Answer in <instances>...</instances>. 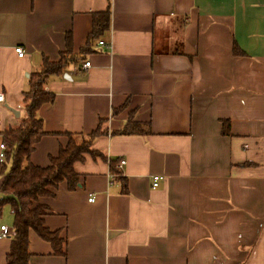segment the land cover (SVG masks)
Instances as JSON below:
<instances>
[{
    "label": "crops",
    "instance_id": "obj_1",
    "mask_svg": "<svg viewBox=\"0 0 264 264\" xmlns=\"http://www.w3.org/2000/svg\"><path fill=\"white\" fill-rule=\"evenodd\" d=\"M68 36L78 60L45 84L31 162L47 167L68 134L98 133L100 155L40 199L63 253L31 231L28 264H264V0H0V145ZM129 122L147 133L117 134Z\"/></svg>",
    "mask_w": 264,
    "mask_h": 264
},
{
    "label": "trees",
    "instance_id": "obj_2",
    "mask_svg": "<svg viewBox=\"0 0 264 264\" xmlns=\"http://www.w3.org/2000/svg\"><path fill=\"white\" fill-rule=\"evenodd\" d=\"M107 12H104V15L107 16ZM76 60L78 57L72 52V38L68 36L67 51L62 54L61 59L58 62L44 59L42 70L30 75L29 90L24 93L27 118L23 125L3 134L4 143L7 145L5 162L9 161L12 165L8 172H5L6 164L0 171V176L4 178L0 186L2 196L0 217L5 206H9L14 218L13 228L16 233L12 240L7 264H28L31 231L50 242L56 254L63 253L64 240L57 232L46 228L44 217L47 207L40 203V199L53 197L55 190L63 182L67 183L70 190L76 189L80 181L79 175L74 170V164L82 161L85 154L100 155L91 147L92 138L98 133H94L89 138L68 134L67 146L61 148L57 157L50 159L47 167L36 166L31 162L35 145L46 134L42 120L38 118V111L43 105L53 103L55 98L53 93L46 90L45 84L50 76L62 74L68 64ZM140 126L139 123L129 122L123 131L117 134L145 135L147 130H143ZM113 171L117 175L121 174L116 172L115 168Z\"/></svg>",
    "mask_w": 264,
    "mask_h": 264
},
{
    "label": "built area",
    "instance_id": "obj_3",
    "mask_svg": "<svg viewBox=\"0 0 264 264\" xmlns=\"http://www.w3.org/2000/svg\"><path fill=\"white\" fill-rule=\"evenodd\" d=\"M100 45H105L104 42H100ZM16 53L18 54L19 57H24L25 51L22 47H16L15 48ZM91 63L89 61L83 63V69H90ZM5 95L3 93H0V103H5ZM6 151H7V145L5 143H2L0 145V161L4 162L6 159ZM125 164L124 161L120 162V167H122ZM160 177L155 176L153 177V186L157 187L159 185ZM90 202H94L95 198L91 197L89 199ZM15 231L5 225L0 226V240L1 239H8V238H13L15 236Z\"/></svg>",
    "mask_w": 264,
    "mask_h": 264
},
{
    "label": "rangeland",
    "instance_id": "obj_4",
    "mask_svg": "<svg viewBox=\"0 0 264 264\" xmlns=\"http://www.w3.org/2000/svg\"><path fill=\"white\" fill-rule=\"evenodd\" d=\"M8 211H9L8 206H5V208L3 210V217L1 219H3L6 215H9L10 216V219H11V215H10V213ZM7 224H8V226H11L10 223L7 222Z\"/></svg>",
    "mask_w": 264,
    "mask_h": 264
},
{
    "label": "water",
    "instance_id": "obj_5",
    "mask_svg": "<svg viewBox=\"0 0 264 264\" xmlns=\"http://www.w3.org/2000/svg\"><path fill=\"white\" fill-rule=\"evenodd\" d=\"M12 112H14L16 116H19V113L18 112L14 111V110H12Z\"/></svg>",
    "mask_w": 264,
    "mask_h": 264
}]
</instances>
